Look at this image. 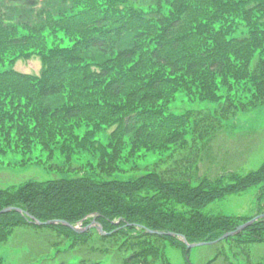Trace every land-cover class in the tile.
I'll return each instance as SVG.
<instances>
[{
	"label": "trees",
	"instance_id": "obj_1",
	"mask_svg": "<svg viewBox=\"0 0 264 264\" xmlns=\"http://www.w3.org/2000/svg\"><path fill=\"white\" fill-rule=\"evenodd\" d=\"M31 58L38 74L14 68ZM181 96L212 108L177 110ZM262 104L264 0H0V158L63 173L0 187V211L11 208L0 212V244L29 227L68 249L96 237L122 264H170L167 244L190 264L183 237L213 241L253 217L203 211L210 203L257 187L255 214L264 211V162L247 174H197L224 121ZM148 152L161 158L116 176ZM92 219L104 234L64 224ZM224 242L235 261L219 251L206 264L221 255L264 264L249 247L264 243V218Z\"/></svg>",
	"mask_w": 264,
	"mask_h": 264
},
{
	"label": "rangeland",
	"instance_id": "obj_2",
	"mask_svg": "<svg viewBox=\"0 0 264 264\" xmlns=\"http://www.w3.org/2000/svg\"><path fill=\"white\" fill-rule=\"evenodd\" d=\"M14 68L18 71L38 74L41 62L38 58L20 59L15 62ZM177 110L209 109L212 104L207 102H190L181 96L180 101L173 106ZM104 134L102 135V139ZM18 155H8L0 158V187L20 184L28 179L46 180L62 176L57 170L45 169L36 164L26 163L21 165ZM161 158L159 153L148 152L142 157L130 160L132 165L138 166L137 170L131 169L127 164L117 173L119 178L138 176L146 171ZM264 162V104L238 111L236 115L224 121L211 139L207 149L202 152L197 163V174L215 178L227 175L230 172L247 174L256 170ZM165 165V164H164ZM78 171V170H76ZM79 172V171H78ZM75 171L64 175H75ZM254 187L242 193L232 194L223 199L216 200L206 206L203 211L225 215H253L257 209L256 193ZM80 231L81 226H77ZM54 244L52 234L48 230H37L29 227L16 228L7 242L0 244V264H58L62 261L77 264L81 258L99 260L103 263L122 264V253L112 249L98 251L103 243L93 237L86 244L76 243L74 248H69V241ZM206 244L193 247L188 255L192 264H206L214 258L219 251L226 252L230 261H235L233 252L224 242ZM223 246V247H222ZM250 257L253 263L259 261L264 255V243H254L250 246ZM170 264H186L182 251L170 244L164 248ZM243 260V258L241 257ZM149 264H162L161 261ZM210 264H228L221 255Z\"/></svg>",
	"mask_w": 264,
	"mask_h": 264
},
{
	"label": "water",
	"instance_id": "obj_3",
	"mask_svg": "<svg viewBox=\"0 0 264 264\" xmlns=\"http://www.w3.org/2000/svg\"><path fill=\"white\" fill-rule=\"evenodd\" d=\"M11 210V208H4L2 209L0 212L3 213V212H7ZM261 217H264V213L262 214H259L255 217H253L252 219H250L249 221H247L246 223L242 224V225H239L238 227H236V229L234 231H231V232H227L225 233L224 235H222L221 237H219L218 239L214 240V241H210V242H197V243H188L186 241V239L183 237V241L185 243V247H186V250H189L195 246H201V245H205V244H214V243H217L229 236H232L234 234H236L237 232H239L240 230L244 229L245 227L249 226L250 224H252L256 219L258 218H261ZM55 221H48V222H45L46 224H50V223H53ZM38 224H41L40 222H37ZM67 226L71 227L72 229H75L76 230V227L68 224L67 222H64ZM99 230L102 232V229H101V226H99ZM151 231V230H150ZM151 232H156V231H151ZM158 234H161L162 232H156ZM170 235L172 233H169ZM188 259V258H187Z\"/></svg>",
	"mask_w": 264,
	"mask_h": 264
}]
</instances>
